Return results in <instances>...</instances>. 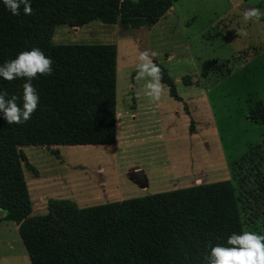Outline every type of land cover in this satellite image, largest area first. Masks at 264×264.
<instances>
[{
	"label": "rangeland",
	"instance_id": "obj_1",
	"mask_svg": "<svg viewBox=\"0 0 264 264\" xmlns=\"http://www.w3.org/2000/svg\"><path fill=\"white\" fill-rule=\"evenodd\" d=\"M244 1L173 0L156 28L56 27L55 45L116 46V141L26 146L33 216L54 200L88 208L229 181L244 231L264 234V128L249 119L264 104V16L245 22ZM254 7L264 12V0ZM145 49L156 52L178 99L162 81L158 101L144 96L135 72ZM0 264H31L14 221H0Z\"/></svg>",
	"mask_w": 264,
	"mask_h": 264
},
{
	"label": "trees",
	"instance_id": "obj_2",
	"mask_svg": "<svg viewBox=\"0 0 264 264\" xmlns=\"http://www.w3.org/2000/svg\"><path fill=\"white\" fill-rule=\"evenodd\" d=\"M173 0H31L32 14L13 16L0 4V64L40 48L53 72L32 81L37 109L21 124L0 119V208L17 223L31 264H207L208 246L244 231L236 191L229 181L158 193L88 208L54 200L44 216H31L23 172L26 146H113L116 141L117 48L55 45L56 27L94 21L155 26ZM161 81L176 94L164 68ZM22 79L0 80L9 96L22 95ZM2 115V114H0ZM249 119L264 128V104ZM2 220V219H1ZM0 220V221H1Z\"/></svg>",
	"mask_w": 264,
	"mask_h": 264
},
{
	"label": "clouds",
	"instance_id": "obj_3",
	"mask_svg": "<svg viewBox=\"0 0 264 264\" xmlns=\"http://www.w3.org/2000/svg\"><path fill=\"white\" fill-rule=\"evenodd\" d=\"M261 0H248L249 7L243 12V20H259L264 16L259 8L253 5ZM6 11L13 16L32 14L31 0H0ZM155 51L145 49L139 53L135 79L144 80V96L151 101L160 99L162 85L160 68L153 63ZM53 61L38 47L19 52L14 59L0 64V80L12 81L22 79V95L17 103L16 95L9 96L0 88V119L8 125L27 122L37 109L39 95L32 81L39 76H48L53 72ZM39 74V76H38ZM204 259L207 264H264V234L254 231H240L229 234L224 243L208 246Z\"/></svg>",
	"mask_w": 264,
	"mask_h": 264
},
{
	"label": "crops",
	"instance_id": "obj_4",
	"mask_svg": "<svg viewBox=\"0 0 264 264\" xmlns=\"http://www.w3.org/2000/svg\"><path fill=\"white\" fill-rule=\"evenodd\" d=\"M171 10H174V6L171 8ZM171 10H169L167 13H166V15L169 13V12H171ZM165 15V16H166ZM164 18V17H163ZM162 18V19H163ZM161 19V20H162ZM161 20L154 26V28H156V27H158V26H160V24H161ZM96 22V21H95ZM95 22H92V23H90V24H88V25H86V26H83V27H78V28H71L72 30H73V32L74 33H77V32H82L85 28H88V27H93V26H99V24L98 23H95ZM114 27L116 26V25H113ZM76 29L78 30V31H76ZM89 30H90V28H89ZM91 31V30H90ZM69 33V32H68ZM71 33V32H70ZM55 35V34H54ZM54 40H56V37H54L53 38V42H54ZM65 40V38H63L61 41H64ZM118 66V65H117ZM30 147H39V146H30ZM24 148H26V147H23L22 148V150H23V152H24V154H25V156L27 157V159H28V161H29V154L27 155L26 153H25V149ZM45 148V147H44ZM30 154H32V153H30ZM24 165L25 164H23V172H24V176H25V170H24ZM25 180H26V177H25ZM26 183H27V181H26ZM28 186V185H27ZM29 189V188H28ZM29 195H30V198H31V194H30V191H29ZM31 203H32V213H31V216H33V212H34V208L36 209V207H35V203L34 202H32V200H31ZM77 203V202H76ZM47 209V208H46ZM37 210V209H36ZM48 210V209H47ZM48 213V212H47Z\"/></svg>",
	"mask_w": 264,
	"mask_h": 264
},
{
	"label": "water",
	"instance_id": "obj_5",
	"mask_svg": "<svg viewBox=\"0 0 264 264\" xmlns=\"http://www.w3.org/2000/svg\"><path fill=\"white\" fill-rule=\"evenodd\" d=\"M244 2H245L246 5L249 6V4H248V0H245ZM261 2H262V0H261ZM261 2L255 4V5H253V6H257V5H259ZM5 215H6L5 211H3V210L0 208V220L3 219V218L5 217Z\"/></svg>",
	"mask_w": 264,
	"mask_h": 264
}]
</instances>
